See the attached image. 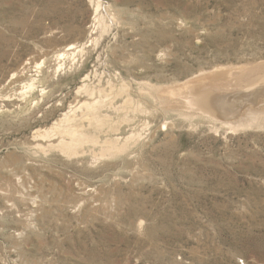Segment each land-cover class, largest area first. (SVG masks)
Here are the masks:
<instances>
[{"label":"rangeland","instance_id":"rangeland-1","mask_svg":"<svg viewBox=\"0 0 264 264\" xmlns=\"http://www.w3.org/2000/svg\"><path fill=\"white\" fill-rule=\"evenodd\" d=\"M0 264H264V0H0Z\"/></svg>","mask_w":264,"mask_h":264},{"label":"bare ground","instance_id":"bare-ground-1","mask_svg":"<svg viewBox=\"0 0 264 264\" xmlns=\"http://www.w3.org/2000/svg\"><path fill=\"white\" fill-rule=\"evenodd\" d=\"M68 49H70V48H68ZM25 64H27V63H25ZM40 65H39V63L38 64H36L34 67L36 68V67H39ZM27 70H29V66H27V65H23L22 67H21V69L20 70H18V74H19V76H22V75H24L25 73V71H27ZM24 73V74H23ZM16 76H18V75H16ZM13 77V76H12ZM153 83V82H152ZM83 88V87H82ZM194 90V89H193ZM202 98V97H201ZM203 98H205V97H203ZM92 101V100H91ZM90 103V102H89ZM221 103V102H220ZM94 104H95V102H94ZM197 104V103H196ZM208 104V103H207ZM223 104V103H222ZM193 105V104H192ZM205 105V104H204ZM209 105H211L212 106V108L211 109H215V107L211 104V103H209ZM209 105H206V107H208ZM221 105V104H220ZM90 106H92V104L90 105ZM94 106V105H93ZM205 109V108H204ZM217 110V109H216ZM211 114V113H210ZM247 115V114H246ZM65 118H67V117H65ZM72 128V127H71ZM66 129V128H65ZM82 129V128H81ZM69 130V129H68ZM65 131V130H64ZM67 131V130H66ZM74 131H75V129H74ZM74 131H72V133H73V135L75 134V135H77L76 133H77V130H76V132H74ZM68 133V132H67ZM79 133V132H78ZM69 134V133H68ZM70 134H71V131H70ZM80 135V134H79ZM81 135H83V134H81ZM80 135V136H81ZM61 139H63V138H61ZM78 139V138H77ZM75 140V139H74ZM64 141V140H63ZM61 142V141H60Z\"/></svg>","mask_w":264,"mask_h":264}]
</instances>
